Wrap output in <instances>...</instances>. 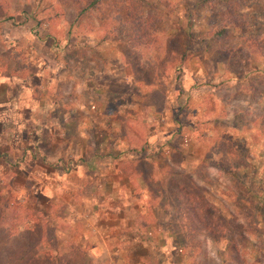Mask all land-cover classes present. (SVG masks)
<instances>
[{
	"label": "rangeland",
	"instance_id": "obj_1",
	"mask_svg": "<svg viewBox=\"0 0 264 264\" xmlns=\"http://www.w3.org/2000/svg\"><path fill=\"white\" fill-rule=\"evenodd\" d=\"M85 3L0 0V224L36 231L24 264H264V0ZM228 7L248 44L216 35Z\"/></svg>",
	"mask_w": 264,
	"mask_h": 264
},
{
	"label": "trees",
	"instance_id": "obj_2",
	"mask_svg": "<svg viewBox=\"0 0 264 264\" xmlns=\"http://www.w3.org/2000/svg\"><path fill=\"white\" fill-rule=\"evenodd\" d=\"M72 2H75L76 0H71ZM105 0H85V5L82 6V8L80 9V15H84L85 13H87L91 8H97V6H99V4H101V2H104ZM215 1H219L221 2V4H225L228 6H241L242 8H247L248 4L251 0H204V2L207 3H212ZM232 7H228L227 8V24H224L222 27H220L215 33L218 36H223V35H229L231 33L237 34L239 35V38L241 40V43L245 42L246 44L249 43V41H245L243 39V34H245L247 32V28L250 25L249 22L247 20L244 19H236L233 18L232 15H236L235 14V10L231 9ZM241 8V9H242ZM244 20V21H243ZM262 37H264V35H262ZM225 50L222 51L224 54L230 56L233 55L237 57V61L240 62H251L252 60L249 58V56L251 57L252 55L249 54L248 52H245L244 48L241 47V45H236V46H232L230 48H226L224 46ZM260 57L264 58V40H263V46H260ZM236 61V62H237ZM237 62V63H238ZM222 64V63H221ZM183 194H188L187 191H185L184 189L181 190ZM208 230L211 232L212 235H216V232L213 231L211 228H208ZM33 234L29 233L26 235V246L23 247V250H19V251H15V252H10L8 251V253H6V255L3 257L5 258V260L0 261V264H24L25 262H29L32 261V259L36 258V248H37V242H34L35 240L33 239ZM51 239L55 242V232H53V236H51ZM22 249V248H21ZM21 251V252H20ZM77 252V251H76ZM78 253V252H77ZM75 254V253H74ZM72 254L69 259L71 260V258L73 257H77V255ZM81 255V254H80Z\"/></svg>",
	"mask_w": 264,
	"mask_h": 264
},
{
	"label": "crops",
	"instance_id": "obj_3",
	"mask_svg": "<svg viewBox=\"0 0 264 264\" xmlns=\"http://www.w3.org/2000/svg\"><path fill=\"white\" fill-rule=\"evenodd\" d=\"M1 216L3 215H0V223L2 222ZM0 231H2L4 234L3 238L0 237V249L11 250V252L23 250V247L26 246V235L29 233H36V231H31L27 226H25L17 234H14L8 227L3 229L2 224H0ZM2 246H4V248H2Z\"/></svg>",
	"mask_w": 264,
	"mask_h": 264
}]
</instances>
